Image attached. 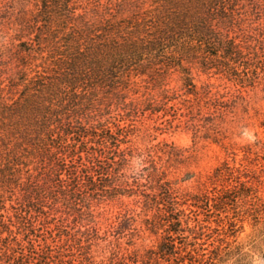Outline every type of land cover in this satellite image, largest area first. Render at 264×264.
I'll use <instances>...</instances> for the list:
<instances>
[{"label": "trees", "instance_id": "trees-1", "mask_svg": "<svg viewBox=\"0 0 264 264\" xmlns=\"http://www.w3.org/2000/svg\"><path fill=\"white\" fill-rule=\"evenodd\" d=\"M3 1L23 5L24 40L0 52V264H217L235 225L225 206L253 189L229 166L208 177L213 193L181 187V151L138 146L135 122L217 109L194 71L264 78V0Z\"/></svg>", "mask_w": 264, "mask_h": 264}, {"label": "rangeland", "instance_id": "rangeland-1", "mask_svg": "<svg viewBox=\"0 0 264 264\" xmlns=\"http://www.w3.org/2000/svg\"><path fill=\"white\" fill-rule=\"evenodd\" d=\"M22 6L0 0L1 60L20 54L18 44L24 38L20 40L16 28ZM26 8L33 6L30 4ZM261 22L264 25L263 19ZM1 65L4 68L5 64ZM12 70L16 69L9 72ZM193 76L198 88L206 83L212 85V92H217L216 97L220 96L222 101L220 106L217 109L203 108L201 115L194 120L185 115L174 118L164 111H156L154 115L146 111L135 122L143 138L134 140L141 147L156 145L159 149L164 147L163 144H168L181 151L178 159L181 163H174L170 176L180 178L179 185L193 193L200 192L203 184L213 193L214 185L207 181L217 167L239 169V173L235 172L234 175L240 176L239 182H245L253 189V198H248L250 201L247 204L240 199L237 205L228 201L225 206L229 211L228 217L235 218V225L224 226L228 237L224 235L227 243L223 244L226 245L223 252L227 253L217 264H264V78L252 84L197 71ZM166 82L179 94L184 92L177 74L167 78ZM178 100L173 102L177 103ZM134 166L136 169L139 167L137 163ZM187 173L189 176L185 177ZM230 182L219 180L217 184L219 188L227 184L242 188L237 182ZM106 209L116 213L119 207L109 204ZM203 209L211 219L218 218L208 211L206 204H203ZM212 225L215 227V223ZM39 227L42 229V226ZM158 239L159 236H150L143 243L155 244ZM206 247L209 250L212 248L209 245Z\"/></svg>", "mask_w": 264, "mask_h": 264}]
</instances>
